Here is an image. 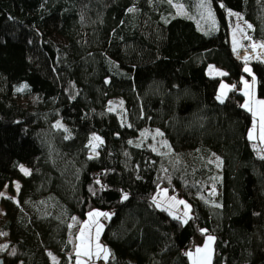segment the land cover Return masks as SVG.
I'll return each mask as SVG.
<instances>
[{"label":"trees","instance_id":"16d2710c","mask_svg":"<svg viewBox=\"0 0 264 264\" xmlns=\"http://www.w3.org/2000/svg\"><path fill=\"white\" fill-rule=\"evenodd\" d=\"M195 5L0 0V193L8 185L12 194L0 199L5 264H51L49 252L72 263V239L93 211L109 214L104 264H193L185 253L206 235L215 237L212 264H264V151L247 137L253 119L240 91L248 66L264 98V62L233 56L226 16L239 13L264 43V0H208L210 27ZM209 64L226 71L223 103ZM157 129L169 152L140 141ZM158 188L190 204L187 223L155 206Z\"/></svg>","mask_w":264,"mask_h":264},{"label":"rangeland","instance_id":"374dc122","mask_svg":"<svg viewBox=\"0 0 264 264\" xmlns=\"http://www.w3.org/2000/svg\"><path fill=\"white\" fill-rule=\"evenodd\" d=\"M193 1L196 4L194 8H195V12L199 16V22L203 25L204 24L207 25V27L213 26L212 23L214 21H213V18L211 17V15H209L210 10L208 9L207 6L201 7V4L204 2V0H193ZM177 10L179 13L187 14L182 3H179L177 5ZM230 13H234L235 15H230ZM226 16L230 20V21L228 20L230 47L233 50L234 45H235L237 48V51H233V52L237 53L238 51H240L242 48H244L246 46V43L243 42V37L250 36L248 34V30L250 29L248 27V25H250V24L247 23L242 18V16L237 12L227 10ZM237 25L239 26V29L237 28ZM240 29H242V31H240ZM237 54L239 57H241V55H239V53H237ZM250 61H253V60L250 59L245 63H242V62L241 63L243 65H245V64L249 63ZM256 61H258V60H256ZM261 61L264 62V60H261ZM246 67L250 70L247 72V74L250 76L249 77L246 75L242 76L240 91L243 95L245 92H248L249 95L248 96L244 95L243 104L245 103L246 100H248L252 110L257 112V116L255 117L256 126H255V129L253 130L254 117H253L252 112L249 111L252 114L253 120H252V124L248 130L247 137L249 139V132L252 131L253 138L249 139V140L255 141L256 144H258L264 151V140H262L260 137V123H259V108H260V106L255 103V101L264 100V98L257 97L255 77L253 76L251 69L248 66H246ZM221 73L226 74V71L224 69L216 67L212 64L209 67L208 72H207L208 76H210V77L220 78L221 81H220V84L218 86L217 96L221 95L222 98L225 99L229 89L231 88V85L227 83V81L224 79L225 75H221ZM243 81H247L248 84L250 85V87L245 88ZM221 85H226L227 87L222 89ZM217 96H216V98H217ZM121 102L122 101L120 99L114 98L110 101V107L109 108L115 112H118L123 108V102L122 103ZM56 127L61 128V129L64 128V126L62 124H60L59 122L56 123ZM95 137H99V140L95 139ZM140 141H145L152 149H153V147H155L156 152H160V153H166L167 151L169 152V147L163 146L164 143L166 142L165 139L162 137V135H156V130H151V131H148L146 134H143ZM101 143H102V139L100 136H98L96 134H93L90 136V140H89L90 156H96L97 155L98 149H99V146ZM213 161L215 162L216 166L218 167L219 161L216 158H213ZM21 165L24 167V169H27L30 172L29 167L24 163L19 165L20 170H21ZM21 172H23V171H21ZM17 184L19 185L18 181L13 182V187L15 189V193H14L13 197L15 199L17 198V193H18ZM165 189L167 190L166 192L164 191ZM2 194L3 195H0V199H1V197L12 195L8 189V185H6L4 187ZM173 198H175V199H173ZM177 201H184L188 206H190V204L184 198H181V197H179L173 193H170L167 188H158L157 189L156 196H155V202H154L155 206L159 209L166 210L173 217H180V219L184 221L185 219H187L189 217L191 207L185 208L184 204H179V203H177ZM99 212H104V211H99ZM0 213H1V210H0ZM185 213H187V215H185ZM93 220H95V219H92L90 222H86V221L83 222L81 227L85 228V224H87L86 227L91 230V233L94 232L96 230V225L93 224ZM0 242L4 243L5 241H4V239L3 240L0 239ZM72 242H74L73 239H72ZM202 246H204V244ZM72 250H73V248H72ZM194 256L198 259H191V261L194 264V260H195L196 264H199V260L201 258V255L197 254L195 252L193 254V257ZM49 257H50L51 264H58L60 259H61V257L59 255H57L56 253H53V252H49Z\"/></svg>","mask_w":264,"mask_h":264},{"label":"snow or ice","instance_id":"6c2138e0","mask_svg":"<svg viewBox=\"0 0 264 264\" xmlns=\"http://www.w3.org/2000/svg\"><path fill=\"white\" fill-rule=\"evenodd\" d=\"M169 3H171V0H168ZM208 6V0H204V2L201 4V7H206ZM129 12H132V11H135V9H129L128 10ZM209 15H211V12L209 11ZM230 15H235L234 13H230ZM249 28H251V25H248ZM237 28L239 29V26L237 25ZM240 31H242V29H240ZM250 39V37H249ZM253 49H255L256 47H264V44H260V45H256L255 43L251 44L250 45ZM233 51H237V48L236 46L234 45V48H233ZM250 59V57L246 56L244 57V60L245 62H247L248 60ZM246 72L250 71L247 67H245L244 69ZM221 75H226L225 73H221ZM244 82V85H245V88H248L250 87V85L248 84L247 81H243ZM24 87H27L26 85ZM227 86L226 85H221V88H226ZM22 89H18V91H20ZM244 95L248 96L249 93L248 92H245ZM217 100H219L221 103L224 102L223 98L221 95H218L217 96ZM122 103V102H121ZM255 103L257 105L260 106L259 108V123H260V137L262 140H264V100H257L255 101ZM242 107H244L245 109H247L248 111L252 112L253 114V117H254V121H253V130L255 129V126H256V120H255V117L257 116V112L253 111L252 108L250 107V104H249V101L246 100L245 103L242 105ZM156 135H163V133H161L158 129L156 130ZM253 138V134H252V131L249 132V139H252ZM95 139L99 140V137H95ZM163 146H168L167 143L165 142ZM155 147H153V151H155ZM21 171H23L25 173V175H28L29 174V171L27 169H24V167L21 165ZM17 189H19V185L17 184ZM165 192L167 191L166 189L164 190ZM0 195H3L2 193H0ZM10 199V198H9ZM124 199H127V195L125 194L124 196ZM175 199V198H173ZM154 202H155V198H154ZM177 203L179 204H184L185 208H189L190 206H188L184 201H177ZM88 217L90 219L94 218V217H100V216H104V217H107L108 214L107 213H102V212H98V211H94V212H89L88 214ZM185 215H187V213H185ZM176 219H180V217H174ZM73 220H75L76 218L73 217L72 218ZM188 219H191V217L189 216ZM183 223H187V219H185L183 221ZM93 224L96 225V228H97V236L99 235V229L102 228L103 226L100 225L98 223L97 220H93ZM85 226H87V224H85ZM69 227H71V225H69ZM207 230L206 229H201V233L204 234ZM0 235H6V233H0ZM83 237L84 240H83V243L85 245V250L83 252V255L87 256L89 259H91L92 257V252H91V244H90V239L88 237H85V232H84V229L81 228L80 230V233H79V238ZM215 240V237L211 236V235H208L207 238H206V242H205V245L203 246V248L201 247H197L195 249V252L197 254H200V253H204V255L200 258L201 260V264H211V258H212V249H211V242H213ZM97 247L99 248L100 246L97 245ZM4 248H7V245H0V249H4ZM14 254V253H13ZM81 255V252L79 250V247L77 249V252H76V256H77V264H79V257ZM185 255L189 256V257H192L193 253L190 251V252H187L185 253ZM105 258L106 255H105ZM194 264H196V262H194Z\"/></svg>","mask_w":264,"mask_h":264},{"label":"crops","instance_id":"0c3cea01","mask_svg":"<svg viewBox=\"0 0 264 264\" xmlns=\"http://www.w3.org/2000/svg\"><path fill=\"white\" fill-rule=\"evenodd\" d=\"M211 66V64H209L207 66V69H206V72H208V69L209 67ZM94 212V211H93ZM99 212V211H98ZM103 213V212H102ZM101 217H94L92 219H95L98 221V223L100 225H102L101 223ZM92 219H90L88 216H87V219L85 220L86 222H90ZM83 224V223H82ZM82 226V225H81ZM79 227L76 231V236L74 237V242H73V250H72V253L70 254V256L72 255L73 256V261L72 263L70 264H77V256H76V252H77V249L79 247V250L81 252V255L79 257V264H90V263H87L86 262V259L85 258H88L87 256L83 255V252L85 250V245L83 243V240L84 238L81 237L78 239L79 237V233H80V230L82 227ZM84 229V232H85V237H88L90 239V244H91V252H92V259H96V260H104V259H107L109 256H110V250L109 248L103 244V242L101 241V238H100V234H101V231H102V228L99 229V235L97 236V228L94 232L91 233V230L88 229L86 226ZM87 230V231H86ZM208 235H206L205 237V240H204V245H205V241H206V238H207ZM212 236V235H211ZM97 245H99L100 247L98 248ZM201 248H203V246H201ZM211 249L214 250V241L211 242ZM213 253L214 251H212V257H213ZM105 255L107 258H105ZM201 257L204 255V253H200ZM192 259H198L196 258L195 256L192 258ZM195 262V260H194ZM199 264H201V260H199ZM211 264H212V258H211Z\"/></svg>","mask_w":264,"mask_h":264},{"label":"built area","instance_id":"2783aa9c","mask_svg":"<svg viewBox=\"0 0 264 264\" xmlns=\"http://www.w3.org/2000/svg\"><path fill=\"white\" fill-rule=\"evenodd\" d=\"M250 37V39H249ZM243 42L246 43V46L244 48H242L239 52V55L245 53L246 51L249 52V56L250 59H252L253 61L256 60H264V47H256L255 49H253L250 45L255 43L256 45H260V44H264V43H260L257 42L256 40H254V38L252 36H245L243 37ZM237 53H233V56L240 62L245 63L244 57H239ZM249 59V60H250ZM87 263L90 264H104V262L102 260H94V259H89V258H85Z\"/></svg>","mask_w":264,"mask_h":264},{"label":"bare ground","instance_id":"6f19581e","mask_svg":"<svg viewBox=\"0 0 264 264\" xmlns=\"http://www.w3.org/2000/svg\"><path fill=\"white\" fill-rule=\"evenodd\" d=\"M243 56H249V52L246 51L245 53L241 54V57Z\"/></svg>","mask_w":264,"mask_h":264},{"label":"water","instance_id":"95a60500","mask_svg":"<svg viewBox=\"0 0 264 264\" xmlns=\"http://www.w3.org/2000/svg\"><path fill=\"white\" fill-rule=\"evenodd\" d=\"M0 264H5L4 259L0 257Z\"/></svg>","mask_w":264,"mask_h":264}]
</instances>
